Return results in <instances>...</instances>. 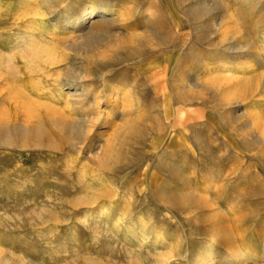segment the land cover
I'll list each match as a JSON object with an SVG mask.
<instances>
[{
    "label": "rangeland",
    "instance_id": "rangeland-1",
    "mask_svg": "<svg viewBox=\"0 0 264 264\" xmlns=\"http://www.w3.org/2000/svg\"><path fill=\"white\" fill-rule=\"evenodd\" d=\"M210 6L0 0V264H262L264 105L218 75L264 72V0Z\"/></svg>",
    "mask_w": 264,
    "mask_h": 264
},
{
    "label": "bare ground",
    "instance_id": "bare-ground-1",
    "mask_svg": "<svg viewBox=\"0 0 264 264\" xmlns=\"http://www.w3.org/2000/svg\"><path fill=\"white\" fill-rule=\"evenodd\" d=\"M203 2H206L209 4H215V0H203ZM211 6L208 8L206 7V10H211ZM81 9V8H80ZM205 9V8H203ZM107 10L106 9H101L95 12V9L93 8V6H89V7H85L84 9L80 10L70 21V23L72 24V26L74 27V29H83V27L86 26V24H93L95 22V18L99 17L97 16V14H103L106 13ZM93 31V28H91ZM83 36V35H82ZM81 35L77 36L76 38H81ZM74 38V37H73ZM75 38V39H76ZM73 41V40H72ZM199 61V60H198ZM250 62H246L243 71L242 72H235V73H230L228 74L223 73L218 75L219 79H220V83L222 82L221 85H219L218 88H223L222 91L226 90V92L229 90L230 93H232L235 96H249L253 95L254 98H256L257 101H260L263 105H264V72H261L260 74H258V79L256 81H254L255 77L249 76V73L251 71V66H250ZM249 69V70H248ZM185 80V79H184ZM193 80V79H192ZM217 80V79H215ZM205 83V82H204ZM216 83V82H215ZM213 83V84H215ZM218 83V82H217ZM198 84H196V82H192L191 80H188V84H186V86L193 90L198 88L197 87ZM211 85V84H210ZM212 86V85H211ZM210 86V87H211ZM196 87V88H195ZM204 87V86H202ZM199 89V88H198ZM213 89V88H212ZM38 92V91H37ZM41 92V91H40ZM38 93L39 96H46L43 95L44 93ZM123 91H119V92H113V93H109V96L112 98V100L110 101V107L112 109H114L117 105V100L120 99V97L122 96ZM229 93V94H230ZM75 96H80L79 93H75ZM246 96V97H247ZM247 97V98H249ZM252 97V98H253ZM245 100H243L242 102H244ZM28 103V102H25ZM241 103V102H240ZM25 105V104H24ZM28 105V104H27ZM27 105L23 106L26 107ZM30 105V104H29ZM28 105V106H29ZM32 105V104H31ZM27 106V107H28ZM41 106V105H40ZM26 107V108H27ZM30 107V106H29ZM45 107V106H44ZM30 109V108H28ZM47 109V108H46ZM25 112V109L23 110ZM27 111V110H26ZM29 112V111H27ZM113 114V113H112ZM114 116V115H113ZM256 121V120H254ZM190 125V124H189ZM254 128L258 129V130H263L264 129V116H260V118H258V121L253 122ZM188 128V127H187ZM43 132V131H42ZM172 132V131H171ZM260 132V131H259ZM264 133V132H263ZM113 136V135H112ZM110 136V137H112ZM263 136V134H262ZM109 137V138H110ZM114 137V136H113ZM175 137V136H174ZM112 140V139H111ZM108 143V142H107ZM106 143V144H107ZM109 158V155L107 154L105 157H102V160H107ZM108 162V161H107ZM105 162V163H107ZM188 202L187 199H183L182 201L177 202V206H182L184 204H186ZM204 204V203H203ZM189 205V204H188ZM199 205V204H198ZM201 205V204H200ZM196 206V205H194ZM202 206V205H201ZM201 206H199L201 208ZM219 209V208H217ZM215 210V209H214ZM216 211V210H215ZM97 213V212H96ZM215 213V212H214ZM101 214V213H100ZM214 217V216H213ZM215 219V218H213ZM218 221V220H217ZM221 221V220H220ZM222 222V221H221ZM225 222V221H223ZM219 224L221 225L222 223L219 222ZM224 224V223H223ZM223 224L221 225V227L223 226ZM236 224V223H235ZM226 225V224H224ZM228 225V224H227ZM218 226V224H217ZM221 227H214L216 232H223ZM226 227V226H225ZM228 229V226L226 227ZM225 228V229H226ZM222 230V231H221ZM239 233V232H238ZM237 233V235H238ZM236 234V233H235ZM240 234V233H239ZM236 235V236H237ZM234 236V233H233ZM238 237V236H237ZM227 239H229L227 237ZM231 240V237H230ZM236 244V243H235ZM234 245V244H233ZM227 246V245H226ZM237 247V245H235ZM230 247H234L231 246ZM245 247V246H244ZM230 249V248H229ZM246 249V248H245ZM231 251V250H230ZM214 252V251H213ZM211 250L206 249V248H202L198 251V253L196 255H194L193 260L190 262V264H248L249 260H256V254L253 251L250 250H244V248H242V246H238L234 251H231L228 255H224L223 253H220L219 255H214ZM172 256V255H171ZM252 261V262H253ZM262 264H264V261L261 262Z\"/></svg>",
    "mask_w": 264,
    "mask_h": 264
}]
</instances>
